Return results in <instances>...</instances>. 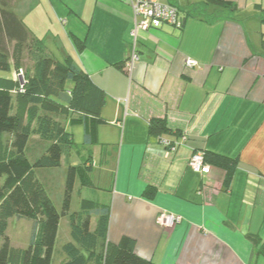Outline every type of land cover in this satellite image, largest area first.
Listing matches in <instances>:
<instances>
[{
	"label": "crops",
	"instance_id": "1",
	"mask_svg": "<svg viewBox=\"0 0 264 264\" xmlns=\"http://www.w3.org/2000/svg\"><path fill=\"white\" fill-rule=\"evenodd\" d=\"M20 1L37 3L18 0L19 17ZM229 1L248 16L234 20L227 8L209 5L208 20L190 14L195 4L177 2L185 10L183 27L152 21L139 33L132 64L130 0H79L65 7L52 1L56 19L69 28L59 59L72 55L106 95L100 115L107 123L98 128V143L74 164L87 161L91 173L99 165L105 197L90 200L111 208L109 242L131 236L137 254L158 264L264 258L255 242L264 240V0ZM73 37L84 41V50ZM153 119L167 130L152 133ZM196 151L237 160L229 187L225 169L210 158L209 174L190 167ZM106 173L110 180L102 177ZM148 187L151 196L144 194ZM161 211L182 222L159 225Z\"/></svg>",
	"mask_w": 264,
	"mask_h": 264
},
{
	"label": "trees",
	"instance_id": "2",
	"mask_svg": "<svg viewBox=\"0 0 264 264\" xmlns=\"http://www.w3.org/2000/svg\"><path fill=\"white\" fill-rule=\"evenodd\" d=\"M169 1L179 11L180 25L177 28L181 29L185 21L180 14V6L175 0ZM201 4L202 7H225L234 20H243L248 16L241 15L238 6L229 0H203ZM15 6L6 8L0 5V47L3 46L2 38L15 41L13 63L8 51L0 48V70L10 72L14 65L19 74L23 53L33 46L38 50L39 57L33 74H23V85L18 76L0 75V264H52L60 220L67 214L70 215L72 239L63 246L62 251L66 254L63 264H158L137 254L136 241L131 236L124 235L118 243L109 242V205L83 199L82 209L70 212L76 181L79 180L82 186L95 187L91 165L87 161L69 165L62 211H59L38 176L40 169L61 166L64 153L74 144L69 126L83 127V144L98 143V128L107 123L100 115L106 95L72 55L64 59L52 56L45 47V38L31 33L15 13ZM205 6L203 14L208 20H213L207 15ZM193 9L191 15L202 13L198 6ZM259 16L264 22V9H259ZM73 40L79 50H84V41L76 37ZM23 104L26 105L25 115L15 109L24 107ZM49 104L51 115L48 111L42 112ZM59 111H65L64 120L58 119ZM166 128L162 120L151 121L152 133L165 131ZM6 134L9 138L5 139ZM34 135L40 136L48 145L41 155L32 159L30 143ZM205 154L207 162L211 159L225 169L224 184L229 187L237 160L221 154ZM153 192L154 189L148 187L144 194L151 196ZM14 216L33 222L30 244L26 248L13 247L6 234L8 220ZM93 216L97 217L94 228ZM255 242L257 256H264V240L256 238Z\"/></svg>",
	"mask_w": 264,
	"mask_h": 264
},
{
	"label": "rangeland",
	"instance_id": "3",
	"mask_svg": "<svg viewBox=\"0 0 264 264\" xmlns=\"http://www.w3.org/2000/svg\"><path fill=\"white\" fill-rule=\"evenodd\" d=\"M52 1H54V3H60L62 6L65 7V5L70 6L74 4V2L78 3L79 0H37V3L29 1H20L21 3L19 6V11L20 18L23 20V23L27 26V28L30 31L32 30L38 36H42L43 38H45V47L52 54V56L60 58V45L64 46L67 43L69 44L70 42L69 34L67 33L69 31V28L66 29V25H63L59 20L56 19L54 11L52 9ZM202 1L203 0H176V2H179L182 6L187 5L188 3L195 4L194 6H198V8L201 9L200 12L205 13V11H203L205 5H203L202 7ZM17 4L18 0H0V5H3L6 8L8 6H10L11 8L12 6ZM208 7L209 6L207 5L205 6V8ZM183 13H185V10L181 9L180 6V14ZM1 42L3 46L0 48L8 51L9 56L11 57V62L13 63L12 54L15 41L10 40L8 37H5L2 38ZM37 51L38 50L35 46H33L30 50L24 51L22 56V71L19 74L17 72V68L13 65V69L10 72L0 70V75L4 74L8 77L14 78H17L18 76L21 83L25 84L24 77H20V74L23 75L27 72L31 75L33 74L34 65L39 57ZM56 51H58V53ZM14 98H16V95H14ZM56 99L58 100V98ZM18 107L15 108L16 111L25 115L26 105H24V107L22 108ZM49 109L51 110L50 104L49 106H45L42 112L47 113L48 111L51 115L52 113H50ZM64 115L65 111H59L58 119L64 120ZM69 131L72 133L74 144L70 150L64 153L62 157L61 166L57 168L40 169L41 171L37 172L39 174L38 176L41 177L40 179L43 180V182L45 183L47 191L59 211H62L63 208L66 190V176L69 165L82 161L83 158H87V154H89L88 149L93 148V145L83 144L84 132L82 126H69ZM6 138H9V135L5 136V139ZM47 145L48 143L46 141H43L40 136L34 135L30 143V154L33 152L31 158L33 159L35 158V156L37 157L41 155ZM100 174L101 173L99 165H96V167L93 168V173H91V177L95 183V188L82 186L79 180L76 181L71 197L70 212L80 211L82 209V201L85 198L94 199L95 197H97L98 200V198L100 199L101 197H105L101 192L103 188L99 185ZM102 177H105L107 178V180H110L111 173H106V175L103 174ZM92 220V226L94 228L96 225L97 217L93 216ZM32 229L33 222L31 220L25 218H17L14 216L9 218L8 220L6 234L9 236L11 245L13 247L26 248L30 244ZM71 239L72 238L70 215L67 214L62 216L60 220L59 232L55 245V252L52 264H63L64 260L66 259V254H64L62 249L64 244H66ZM253 264H264V258H260L258 262L255 261Z\"/></svg>",
	"mask_w": 264,
	"mask_h": 264
},
{
	"label": "built area",
	"instance_id": "4",
	"mask_svg": "<svg viewBox=\"0 0 264 264\" xmlns=\"http://www.w3.org/2000/svg\"><path fill=\"white\" fill-rule=\"evenodd\" d=\"M134 12V27L131 31L133 51L130 57L132 64L139 55L136 50L139 33L148 31L153 20H161L173 26L180 25V16L178 9L165 0H130ZM187 64L196 65L195 60L188 59ZM20 77H23L20 74ZM23 85V83H22ZM186 139V136L183 137ZM169 148L175 149L178 143L170 142L168 140L162 141ZM190 167L197 173L209 174L211 171L210 165L206 161V154L204 151H196L190 157ZM182 222V217L167 211H161L157 216V223L163 227H173Z\"/></svg>",
	"mask_w": 264,
	"mask_h": 264
}]
</instances>
